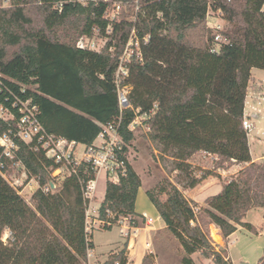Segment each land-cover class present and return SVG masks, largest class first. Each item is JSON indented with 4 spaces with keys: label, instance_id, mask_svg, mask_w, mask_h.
Returning a JSON list of instances; mask_svg holds the SVG:
<instances>
[{
    "label": "trees",
    "instance_id": "obj_1",
    "mask_svg": "<svg viewBox=\"0 0 264 264\" xmlns=\"http://www.w3.org/2000/svg\"><path fill=\"white\" fill-rule=\"evenodd\" d=\"M264 0H11L0 8V103L12 108L13 94L31 99L45 129L79 144L92 145L103 126L121 115L126 173L119 182L107 180L99 219L121 217L138 226L136 199L140 175L127 159L134 132L129 125L135 109L153 110L147 120L149 138L161 158L173 160L177 182L165 180L147 195L167 229L180 241L182 264H196L200 251L213 264H233L217 249L197 221L194 201L178 186L194 188L213 174L198 176L191 158L198 151L217 160L244 163L239 175L225 181L208 199L204 211L225 238L238 225L257 232L243 220L253 208L264 210V161H253L248 131L243 127L251 70H264ZM119 5L138 6L135 19H112ZM221 10L229 23V42L213 53L208 11ZM111 26V31L108 27ZM135 29L142 59L134 57L125 84L131 107L120 111L115 84L117 61ZM65 33L64 36L60 32ZM82 35L106 38L101 51L76 45ZM147 39V40H146ZM156 104V107L154 105ZM17 116V108H12ZM13 121L0 118V133ZM19 157L29 172L47 182L53 161L43 151L19 141ZM95 178L82 164L61 181L60 190L34 193L31 206L0 176V264H84L87 258L86 183ZM165 194L166 199L161 195ZM114 213L115 217H111ZM5 227L13 233L12 246L2 244ZM89 242V243H88ZM128 264L124 251L103 264ZM143 264H156L144 257ZM259 264H264V255Z\"/></svg>",
    "mask_w": 264,
    "mask_h": 264
},
{
    "label": "built area",
    "instance_id": "obj_2",
    "mask_svg": "<svg viewBox=\"0 0 264 264\" xmlns=\"http://www.w3.org/2000/svg\"><path fill=\"white\" fill-rule=\"evenodd\" d=\"M79 1L87 4L89 1L97 0ZM10 3L11 0H0V8L7 7ZM116 7L120 6L117 5ZM137 8L139 7L137 6ZM262 10L264 11V3ZM111 17L114 19L116 15L112 14ZM214 17H218V21L210 24L209 19H214ZM225 22L220 9L216 12L208 11V27L212 29L213 33L209 47L213 53L218 52L223 44L229 42V38L224 34ZM108 31H111V26L108 27ZM76 45L83 49L95 51H101L104 47L99 46L96 36L89 35L80 36ZM141 56V43L135 29H133L124 52L118 58L115 71V84L118 90L121 114L124 109L131 107L129 101L131 87L125 84L129 77L130 65L134 57L142 59ZM12 96V108L18 109L19 116L15 114L11 107L4 106L0 103V118L14 122L8 131L0 133V176L11 187L17 190L21 196L26 189L34 190V193L40 189L46 194H54L60 190L61 181L67 176L76 174L80 165L85 164L91 166L95 172V178L90 179L86 183L83 188V195L88 202L86 210L87 241L93 242L91 232L96 227V224L98 222L107 225L111 224V222L103 221L97 217L98 208L94 206L98 175L104 171L107 179L113 182H119L120 177L126 173L125 152L123 151L126 143L119 130L122 115L117 120L104 125L94 143L87 146L48 132L40 121L38 106L33 104L31 99L24 100L19 95L13 93ZM262 102H264V92L258 95V103L261 104ZM154 107H156V104ZM152 112L153 110L142 112L140 108L135 109V118L130 123L129 129L134 132L138 126H141L147 131H150L147 120ZM259 117L260 108L257 105L245 102L242 123L244 129L248 131V134L256 127V121ZM19 141L31 144L32 149L35 151H43L46 158L53 161V165L48 169L50 175L46 183L41 184L40 176L31 174L23 160L19 157ZM126 157L129 160L128 154H126ZM92 216H94V219H92ZM121 218L119 219L120 222L128 219L127 217ZM147 221L151 224L155 220L152 217H148ZM1 241L5 246H12L15 242L14 233L9 227L4 228ZM135 246V235L132 234L128 243L130 254ZM146 246L150 248L152 243L146 242ZM94 256L95 249L88 244L87 258L84 264H97ZM116 264H120V262L117 261Z\"/></svg>",
    "mask_w": 264,
    "mask_h": 264
},
{
    "label": "rangeland",
    "instance_id": "obj_3",
    "mask_svg": "<svg viewBox=\"0 0 264 264\" xmlns=\"http://www.w3.org/2000/svg\"><path fill=\"white\" fill-rule=\"evenodd\" d=\"M137 12L138 8L136 6L125 5L114 8L112 14L117 17L123 16L135 19ZM216 21H218V17L209 19L210 24ZM225 24V28L229 26L227 21ZM60 33L62 36L65 35L63 31ZM96 40L101 47L106 43V38H96ZM253 72L256 90L258 93H262L264 92V70L254 68ZM248 135L253 153L255 155L264 154V102L260 106V117L256 121V127ZM128 158L137 169L142 185L148 189L160 188L161 184L168 179L177 182L178 172L173 170V160L171 158H161L149 138V131L144 127L138 126L135 129L134 138L128 151ZM191 162L196 175L202 176L210 170L213 174L207 178L215 183H224L237 177L242 166L237 162L216 160L211 156L199 157L194 155ZM223 168L226 170L225 177L219 173ZM107 180L106 173L104 171L100 172L97 179L96 198L94 199V205L97 208L100 207L104 198ZM216 190L214 188L213 192H216ZM22 196L31 206L35 205L34 190L26 189ZM161 198L166 199V195L162 194ZM205 205V203L194 201L197 221L208 233L217 249H223L224 254L232 260L233 264H259L260 258L264 255L263 208L250 209L243 218L244 221L252 223L260 233L241 226L231 238H225L221 229L212 223L206 215ZM97 217H99V213ZM111 217H115V214L112 213ZM92 219H94V216H92ZM136 219L138 221L136 227H140V229L135 230H132L129 218L125 220L126 225H128L125 230L123 221L120 222L119 220L113 223L111 229L105 228L107 224L101 222L96 224V227L92 229L91 238L97 246L94 256L97 264H103L111 255L119 254L121 251H124L128 264H143L144 257L156 264H182V258L185 255L184 249L180 241L167 228L159 230V221H156L149 224L156 228L145 229L147 218L136 217ZM132 234L135 235L136 246L130 254L128 243ZM146 242H151L152 246L147 248ZM191 256L196 264H213L212 260L203 256L200 251L193 253Z\"/></svg>",
    "mask_w": 264,
    "mask_h": 264
},
{
    "label": "crops",
    "instance_id": "obj_4",
    "mask_svg": "<svg viewBox=\"0 0 264 264\" xmlns=\"http://www.w3.org/2000/svg\"><path fill=\"white\" fill-rule=\"evenodd\" d=\"M254 68L251 70V73H252V77H251V80L249 82V86H248V90H247V97H246V103H250V104H253V105H257L259 108L261 106L260 103H258V95L259 93L257 92L256 90V86H255V76H254V72H253ZM248 140H249V135H248ZM250 145V143H249ZM250 151H251V155H252V159L253 161H263L264 159V154H258V155H255L253 153V151L251 150V145H250ZM194 155L196 156H203V157H206V156H211L212 158L216 159L217 160V155L215 154H211V153H207L205 151H198L197 153H195ZM232 162H235V161H232ZM132 164V163H131ZM239 165H242L241 166V169L244 167V163H239ZM134 167V169L137 171V169L135 168L134 165H132ZM205 168V167H204ZM220 169V168H219ZM240 169V171H241ZM224 172V173H223ZM138 173V171H137ZM223 177H225L226 175V170L223 168L221 172H219ZM139 174V173H138ZM223 184L224 183H220V182H212V181H209V178H205L203 179L197 186H195L194 188H189V189H184L182 188V186H179L184 194L191 200L197 202V203H205V207H208V199L219 193L222 188H223ZM216 188V192H213V189ZM149 189L147 187H145L144 185H141V187L139 188V191H138V195H137V199H136V211L139 215H143L144 217H141V216H138L139 218H148V217H152L154 218V222H158L159 221V230L160 229H166L167 226L165 224V222L163 221L162 218H159L161 217L158 210L156 209V207L153 205V203L150 201L148 195H147V191ZM105 197V195H104ZM104 199V198H103ZM103 201V200H102ZM95 206V205H94ZM96 207V206H95ZM97 208V207H96ZM99 208V207H98ZM99 213V212H97ZM97 215V214H96ZM263 216H264V213H263ZM124 225H123V228L125 230L126 227H128V225H126V221L123 222ZM264 225V223H263ZM121 226V225H119ZM131 226V225H130ZM122 227V226H121ZM241 227V225H238V228L237 230L231 234L229 237L231 238L234 234H236V232L238 231V229ZM132 230H135V229H140V227H135V226H131ZM154 229L156 227H153V226H150L148 221H147V226L145 229ZM264 228V226H263ZM134 232V231H133ZM257 233H260L259 230H257ZM94 243V249L95 251L97 250V246H96V243L93 241ZM229 258V257H228ZM231 260V259H230ZM232 261V260H231ZM233 263V262H232Z\"/></svg>",
    "mask_w": 264,
    "mask_h": 264
}]
</instances>
